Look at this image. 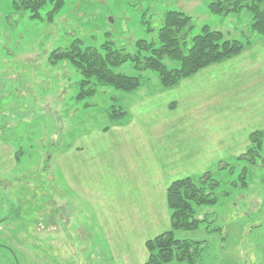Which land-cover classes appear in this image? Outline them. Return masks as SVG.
I'll list each match as a JSON object with an SVG mask.
<instances>
[{
	"label": "rangeland",
	"instance_id": "obj_1",
	"mask_svg": "<svg viewBox=\"0 0 264 264\" xmlns=\"http://www.w3.org/2000/svg\"><path fill=\"white\" fill-rule=\"evenodd\" d=\"M14 1L0 0V184L8 193L0 205V264H97L91 245L77 258V226L92 231L94 247L101 242L91 211L127 217L144 209L143 222L132 224L136 242L142 228L165 223V208L159 216L149 203L169 182L205 172L219 183L212 219L174 231L175 238L204 245L198 264H264V141L255 166L237 160L249 134L264 132L263 37L252 34L238 56L172 89L128 60L111 70L139 77L138 89L98 85L82 99L80 75L52 59L74 41L133 55L138 40L157 43L168 10L191 16V36L206 25L244 42L250 15H213L212 0H62L52 14L57 0H44L33 18ZM236 63L245 75H227ZM112 107L126 112L117 124L108 117ZM160 161L167 164L161 174ZM243 167L247 187L239 188Z\"/></svg>",
	"mask_w": 264,
	"mask_h": 264
},
{
	"label": "trees",
	"instance_id": "obj_2",
	"mask_svg": "<svg viewBox=\"0 0 264 264\" xmlns=\"http://www.w3.org/2000/svg\"><path fill=\"white\" fill-rule=\"evenodd\" d=\"M44 4V0H15L13 7L16 10H29L33 18H38L39 10ZM61 5L62 0H57L52 14ZM208 11L219 16L246 11L250 15V25L248 33L243 35L244 42L227 38L220 31L212 30L206 25L191 36L195 28L191 16L182 11L168 10L164 13L162 25L157 31V43L138 40L133 55L125 53L123 49H113L109 44L102 46L104 52L101 53L92 48H81L80 43L74 41L67 49L52 55V59L68 61L80 75L78 99L94 95V88L98 85L112 87L122 92L138 89L139 77L111 70L128 60L132 62L136 71H152L156 73L163 88L172 89L210 65L238 56L249 43L252 34L264 38V0H212L208 4ZM48 16L50 18L51 15ZM165 61L175 63L176 66L168 67ZM125 115L123 109L116 110L114 107L108 112L113 124L119 123L117 120ZM263 141V131L251 132L250 145L237 160L255 166ZM230 172L232 173V168ZM246 174L247 167H243L239 177V188L247 187ZM231 184L233 189L238 187L234 182ZM218 186V181L212 179L209 172L197 177V180L184 177L172 181L167 186L165 202L169 211V229L145 242L147 252L145 264L199 263L204 245L201 242L175 238L173 232L193 231L199 228L200 223L212 219L210 216L214 213L212 209L218 203L214 190Z\"/></svg>",
	"mask_w": 264,
	"mask_h": 264
},
{
	"label": "crops",
	"instance_id": "obj_3",
	"mask_svg": "<svg viewBox=\"0 0 264 264\" xmlns=\"http://www.w3.org/2000/svg\"><path fill=\"white\" fill-rule=\"evenodd\" d=\"M234 60L236 62L238 61V59H234ZM243 66H244L243 64L237 65L236 63V65H233L231 69V71L233 72L227 75H245V72L241 71V68ZM260 97H264V94L262 93V95L259 96V98ZM163 140L166 141V139L164 138ZM216 145L218 146V144ZM162 151H165V150H159L160 153ZM205 152L207 153L210 151L200 150V153H205ZM188 155L189 154L185 153L183 157L186 158ZM192 156L193 154L190 157ZM179 159H183V158L180 157ZM161 163H163L164 165H167L165 161L164 162L160 161V163L158 164L156 168V170L160 174L162 173V170L165 169V167H162ZM170 183L171 182H169V184ZM11 189L9 190V193ZM4 194L8 195L6 190L3 191L2 185L0 184V205L2 202V196ZM160 198L161 199L158 201L152 200L151 204L149 203V205H150V210L152 212H155L158 209H160L159 216L160 214L161 216L164 215L163 208H165L166 210L165 211V216H166L165 223L163 225H160L159 228H157L156 230L146 231L145 228H142L141 230H139L140 237L138 238L139 240L136 242H133L135 237H134V233H132L133 232L132 224H133V221L143 222L142 218L144 219V216L147 214V212L144 209L137 207V209H135L134 211H131L129 213L131 215L127 217H125L124 215H117L115 217H110L108 215V216L101 217V215H97L95 211H91L92 216L93 217L95 216L94 222L99 227L97 228V230H98L101 242H100V245H98L97 247H94V244L91 242L92 235L90 232L92 231L87 230V229L85 230L81 226L80 227L77 226V258L79 257V253L81 252L83 253L91 245L92 246L91 256L95 260H98L97 264H145L146 259H147V252L145 250V245H144L145 242L148 239H151L155 237L156 235L169 229V211L166 206L165 195L164 196L161 195ZM93 208H94V204L91 203L90 209H93ZM167 219H168V222H167ZM0 222H1V219H0ZM109 222L111 223V225L107 226V223ZM150 222H154L151 220V217H150ZM134 230H136V228H134ZM174 236L176 237V235Z\"/></svg>",
	"mask_w": 264,
	"mask_h": 264
}]
</instances>
